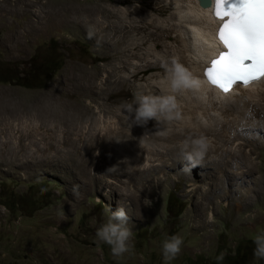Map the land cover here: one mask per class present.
Wrapping results in <instances>:
<instances>
[{
	"label": "rangeland",
	"instance_id": "obj_1",
	"mask_svg": "<svg viewBox=\"0 0 264 264\" xmlns=\"http://www.w3.org/2000/svg\"><path fill=\"white\" fill-rule=\"evenodd\" d=\"M107 10L124 15L137 12L142 17L152 12L159 19L169 13L116 0H0V264H224L237 250L244 255L239 264H264L253 257V239L264 232V138L255 134L243 141L234 135L236 139L231 140L241 111L223 110L216 126L200 137L207 144L216 142L223 147L221 152L230 147L237 150L241 144L236 163L249 157L246 163L252 171L222 185L213 177L212 165L200 161L195 165L172 163L152 178L138 181L133 175L128 180L124 175L130 168L119 160L150 157L151 153H129L132 146L125 139L126 149L131 146L128 151L114 149L112 141L121 137H99L113 122L132 128L129 119L123 122L121 116L124 124H117V110L124 111L121 105L137 94L138 87L158 80L148 72L143 79L129 80L118 95L107 94L110 53L128 43L126 37L112 47L109 18L104 15ZM173 36L157 46L151 40L140 44L132 63L148 61V53L163 57L167 49L178 48L179 39ZM37 67L42 73L21 78ZM124 71L127 74L128 69ZM261 103L253 100L243 105V109L249 106L248 110L258 112L259 119L247 114L242 128L249 127L247 120L264 119ZM59 117L65 119L59 121ZM160 122L153 121L150 129L159 131ZM176 124L170 120L168 128ZM144 130L149 129L144 126ZM144 163L148 161L141 168H149ZM200 166L212 171L196 175ZM110 167L115 174L114 170L107 172ZM186 169L192 170L189 178L181 174ZM95 172L102 178L95 179ZM118 200L127 205L132 235L129 251L116 257L107 244L95 239V232L107 221L108 209H117ZM173 234L182 238V244L175 258L166 262L160 245ZM221 253L223 259L218 261Z\"/></svg>",
	"mask_w": 264,
	"mask_h": 264
},
{
	"label": "bare ground",
	"instance_id": "obj_2",
	"mask_svg": "<svg viewBox=\"0 0 264 264\" xmlns=\"http://www.w3.org/2000/svg\"><path fill=\"white\" fill-rule=\"evenodd\" d=\"M116 1H118L120 3L136 2L142 6L143 5L149 6L154 11H157L159 13H164V12H169V13L166 17L159 19L152 12H146L145 17L140 16L137 12H133V14L137 15V17H134V16H132L133 14L132 15L131 14L130 15L129 14L124 15L123 13H121V12L119 13V11H116V10H107L106 11V13L104 15H105V17L109 18L108 24L110 25V30H109V28H108V30L110 32L109 36H110L112 47L115 48L116 44L122 43V41H124L126 37H127V42H128L126 44L123 42V44H125V45L122 47H124V48H119V50H117L118 48H116V49L113 48L115 50L113 52V54H111L109 52L111 57L109 56L110 61H109V65L107 68L109 70V72L107 73V76H106L107 77V79H106L107 85H106L105 91L107 90V94L111 97L118 95L119 93H121L123 90H125L128 87L127 82L129 80H131V79H143L142 77L144 76V74L148 73V72H151L152 75H150V76L157 77L156 79H158V80L148 81V83H146L145 86L143 85V86L138 87L137 94H140V93L145 94V95H149V94L152 95V93H154L156 95L169 94L166 91V88H167L166 83H162V81L164 79V74H165L163 64L164 63H170V61L172 59H175L185 69H187V71L191 74V77L197 83V87L186 89V90H183V91H180V92H177L174 94L175 103H176V112L178 114L181 113V115L179 114V116L174 118V120H176V122L178 121V124H176V126H177L176 128H168L170 120L169 121L161 120L159 128H158L159 131L154 130L153 127L150 129L149 125L152 124L153 120H149L147 125L145 126V127H148L149 130H144V127H140V126H138V127L136 126L135 128H134V126H131V125H129V126L132 128H128V127L125 128L123 125L122 126L121 125L115 126L114 122H113L109 127H107L105 129L104 135L99 136L100 138H105V137H107V135L109 136V138L111 136H114L117 138L121 137L119 140L115 139L114 141H112V148H114V149L116 148L119 150L121 149L123 151H128L129 147L132 146V149H130L129 153H132L134 151L137 152L139 150H142L147 154L151 153L150 157L146 156L144 158L140 155H136L135 158H127V159L122 158L123 160H119L124 165H126V167L130 168V170H128L124 175L125 177H127L128 180H130L133 175H134V180L136 179L138 181L140 179H143V178H149V177L152 178L154 173H158L159 171H164L163 169L172 163H177V164L185 163L187 165L192 163L195 165V162H197V161L188 162L184 158V155H183L182 150H181L182 144L186 141H190L192 139L200 138L203 134H205L207 131H209L212 127L216 126V124H217L216 120L217 121L219 120L218 117L221 118V114H222L221 112L223 110L228 111V109H230V108H233V109L237 108V110L241 111V113H242L241 121H239L240 118H235L236 119L235 120V126L233 127L235 130L231 129V130L235 131L234 132L235 134H230L231 140H234L232 137H234L236 139V137L234 135H238L239 137H242L241 139L243 141L248 139L250 136L256 137L255 134L258 135L257 138H259V137L264 138V119L253 120L252 122H249V123H248L249 120H247V122H245V123L247 125H249V127L242 128V126L244 124V119L246 118V116L249 115V113L252 116V118L259 119L257 117L258 112H255V110L251 112L250 110H252V109L248 110L249 106L246 107V109H243V105L244 104L248 105L249 103L253 102V100L258 102L259 104H262L261 102L264 103V79H260L257 81L250 82L247 86H244L243 84H240V83L234 84L229 89V91L227 93H224L223 91H221L216 86L208 83L204 78L203 70H204L205 65H207L211 59L217 57L218 54L222 50H224L223 45L220 44L216 40L215 33H216V29H217L219 23L221 22V20L218 19L213 13V3L209 7H202L198 4L197 0H116ZM211 1L213 2V0H211ZM136 10L138 12L140 11L138 9H136ZM131 16H132V18H131ZM130 32H134V33L131 34ZM135 33H138L140 35H138V37L134 38L132 36ZM171 33H174L173 37L176 36L179 39V41H178L179 46H178V48L176 47L177 49L173 48V47L167 49V51H165V55L163 57H155V56L151 57L150 56L151 53H148L147 57H146V59L148 61L143 60L144 62H141V63H137V62L132 63L131 59L137 57L136 55H137L138 50H136V49L140 44H142V43L145 44V42H148L151 40L153 42L152 45L157 46L159 44H162L161 43L163 41L162 39L165 37H169ZM170 44H172V43H170ZM151 48H153V47H151ZM139 49H140V47H139ZM148 49H150V48H148ZM107 50H109V49H107ZM144 53L146 54V51ZM152 55H153V53H152ZM139 57L140 56H138V59H140ZM116 59H117V62L115 63L114 61ZM151 59L153 61H150ZM128 65H130L132 68L131 69L128 68ZM125 69H128L127 74L124 71ZM118 71H120V72L124 71V72L123 73H117ZM92 82H93V80H92ZM101 84H103V83H101ZM94 85H96V84H94ZM93 87L94 86H92V88ZM99 88H101V87H99ZM87 91H84L83 93H85ZM91 92H94L96 94V91L91 90ZM98 92H100V91L98 90ZM88 93L89 92H87V94ZM99 94H101V92ZM122 95H124V94H122ZM104 98H106V97L104 96ZM122 98H124V96ZM129 100H131V99H129ZM93 101L95 102L94 98H93ZM100 102H101V99H100ZM118 102H120V101H118ZM107 104H109V103H107ZM71 105H73V104H71ZM64 106H65V104H64ZM79 106H80V104L77 107H79ZM82 107H84V106H82ZM115 107H117V106H115ZM115 107H114V109H116ZM55 109L57 110V108H55ZM82 109H84V108H82ZM89 109H90V106H89ZM254 109H255V107H254ZM118 110H117V112H118ZM107 111L108 110H106V112ZM89 112L87 114H89ZM91 112H92V110H91ZM117 112H116V114L118 115V119L121 116L123 119V122H127V116L125 115L124 111H120L119 113H117ZM82 113H80V114H82ZM98 113H101V112H98ZM49 114H50V112H49ZM95 115L96 114H94V117H95ZM81 116H83V115H81ZM64 119H65V117H64ZM79 119H81V118H79ZM60 120H62V119L60 118L59 121ZM120 120L121 119H119L118 122H120ZM69 121H71V120L69 119ZM115 121L117 122V120H115ZM118 122H117L118 125L124 124V123H121L122 121L120 123H118ZM70 123H69V125H70ZM71 124H73V123H71ZM92 125H93V123H92ZM241 132H244L245 135L241 136L243 134ZM144 133H146L147 135L146 134L144 135ZM226 135H228V134H226ZM136 137H143L142 139L147 140V141H143V140L140 141V139L138 140V138H136ZM227 137H229V136H227ZM123 139L130 140L131 146L127 147V149L124 146L126 144H125V141H123ZM254 139H256V138H254ZM96 142H97V140H96ZM144 143H150V145L144 146L143 145ZM221 143H219V145ZM100 144H101V142H100ZM102 144H103V142H102ZM101 145H99V146H101ZM215 145H216V142H214V145L212 143L207 144L204 155L199 161L201 164H203V162H204V165H212L211 167H212L213 172H211V173H212L213 177H215V178L217 177L220 180V185L225 184L224 181L226 182L227 179L233 180L235 178L243 177V174H246V173L248 174V172L252 171L250 168V165L246 163L247 160L249 161V157H247L246 155H245L246 161L244 158V159H242L241 163L239 162L240 164L238 162L237 163L235 162L236 154L241 153V148H242L241 144L238 143V146H237L238 149L237 150L234 149L235 147L234 148L230 147L228 149V151L226 150V152H221L220 148H223V147L218 146L219 147L218 148L217 145L216 146ZM223 145H224V143H223ZM225 148L226 147H224V150H225ZM212 151H214L215 153H211ZM106 155H108V154H106ZM117 155H118V153H117ZM113 156H114V154H113ZM238 158H239V156H238ZM252 158H253V156H252ZM92 160H93V157H92ZM98 161H100V159ZM143 161H148V163H144L142 165H149V168H147V167L141 168V163ZM238 161H240V160H238ZM243 161H245V162H243ZM106 162H107V160H106ZM117 163L118 162L116 161V164ZM118 165H119V163H118ZM118 165H117V168H118ZM196 165H197V163H196ZM98 167H100V166H98ZM111 167H112V165H111ZM111 167L107 171L108 173L113 172L114 169H111ZM202 168H203V166H200V168H197L198 172H196V175L198 174V175L206 176L210 171H212L211 169H210V171L202 170ZM243 168H244V170H243ZM96 169L98 170V168H96ZM102 169H104V168H102ZM117 170H119V169H117ZM191 173H192L191 169H190V171L188 169L181 171V174L186 178L191 177ZM94 174H95V179L102 178L101 176L96 175L97 174L96 172ZM109 174H111V173H109ZM113 174H115V170H114ZM103 175L104 174H102V176ZM247 181H248V179H247ZM215 183L217 184V182H215ZM220 185H219V187H220ZM229 185H230V183H229ZM145 191H146V188H145Z\"/></svg>",
	"mask_w": 264,
	"mask_h": 264
},
{
	"label": "clouds",
	"instance_id": "obj_3",
	"mask_svg": "<svg viewBox=\"0 0 264 264\" xmlns=\"http://www.w3.org/2000/svg\"><path fill=\"white\" fill-rule=\"evenodd\" d=\"M163 63V62H162ZM165 74L162 83H166L164 95L133 94L130 101H125L121 107L131 126L144 127L149 120L159 123L161 119L172 120L178 116L174 94L186 89L197 87L196 81L191 74L175 59L170 63L163 64ZM207 144L203 138H196L182 144V153L188 162L199 161L206 150ZM190 171V169H188ZM41 191H46L41 187ZM73 194L77 191L73 188ZM118 207L115 211L108 209L107 221L102 223L95 232V239L107 244L113 256L119 257L130 249L129 240L132 230L129 225V216L125 210L126 203L117 201ZM182 238L178 235H171L161 242V255L164 261H170L180 251ZM253 257L264 260V232L255 235L253 239ZM218 261L223 259V253L216 257Z\"/></svg>",
	"mask_w": 264,
	"mask_h": 264
},
{
	"label": "snow or ice",
	"instance_id": "obj_4",
	"mask_svg": "<svg viewBox=\"0 0 264 264\" xmlns=\"http://www.w3.org/2000/svg\"><path fill=\"white\" fill-rule=\"evenodd\" d=\"M213 3L222 22L218 39L224 50L205 65L203 75L224 93L237 82L247 86L264 79V0Z\"/></svg>",
	"mask_w": 264,
	"mask_h": 264
},
{
	"label": "trees",
	"instance_id": "obj_5",
	"mask_svg": "<svg viewBox=\"0 0 264 264\" xmlns=\"http://www.w3.org/2000/svg\"><path fill=\"white\" fill-rule=\"evenodd\" d=\"M40 68H36V69H33L32 70V72H30V71H27V73L26 74H24L23 75V77H21L22 79H25V78H27L26 76H31V75H38L39 73H42L40 70H39ZM48 73L49 72H51V70L50 71H47ZM242 256V257H241ZM244 261V255L242 254V255H239L238 254V250L235 252V254L231 257V258H225V262H224V264H239V263H241V262H243ZM209 264H220V262H217V261H213V262H211V263H209Z\"/></svg>",
	"mask_w": 264,
	"mask_h": 264
},
{
	"label": "water",
	"instance_id": "obj_6",
	"mask_svg": "<svg viewBox=\"0 0 264 264\" xmlns=\"http://www.w3.org/2000/svg\"><path fill=\"white\" fill-rule=\"evenodd\" d=\"M197 1L198 4L202 7H209L213 3L211 0H197Z\"/></svg>",
	"mask_w": 264,
	"mask_h": 264
}]
</instances>
